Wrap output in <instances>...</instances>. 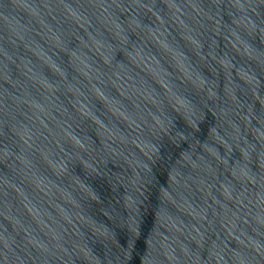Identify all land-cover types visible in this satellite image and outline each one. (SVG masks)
<instances>
[{"label":"water","instance_id":"95a60500","mask_svg":"<svg viewBox=\"0 0 264 264\" xmlns=\"http://www.w3.org/2000/svg\"><path fill=\"white\" fill-rule=\"evenodd\" d=\"M0 264H264V0H0Z\"/></svg>","mask_w":264,"mask_h":264}]
</instances>
